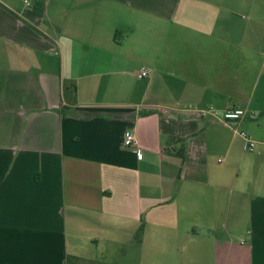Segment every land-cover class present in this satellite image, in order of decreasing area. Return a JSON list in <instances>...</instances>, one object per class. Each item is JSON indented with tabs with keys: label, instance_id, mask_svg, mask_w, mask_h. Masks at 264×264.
Returning a JSON list of instances; mask_svg holds the SVG:
<instances>
[{
	"label": "crops",
	"instance_id": "obj_1",
	"mask_svg": "<svg viewBox=\"0 0 264 264\" xmlns=\"http://www.w3.org/2000/svg\"><path fill=\"white\" fill-rule=\"evenodd\" d=\"M209 107L264 112V0H0V264H264V123Z\"/></svg>",
	"mask_w": 264,
	"mask_h": 264
},
{
	"label": "built area",
	"instance_id": "obj_2",
	"mask_svg": "<svg viewBox=\"0 0 264 264\" xmlns=\"http://www.w3.org/2000/svg\"><path fill=\"white\" fill-rule=\"evenodd\" d=\"M26 4L27 0H23ZM152 70L148 67H141L138 71L139 79H146L150 76ZM198 117L209 118L212 121L221 124L224 127L231 129L235 134H237L242 140V149L245 152H253L255 150L256 142L249 138L244 132L238 131V125L245 119L246 113L240 108H231L225 111H219L218 109L209 107L204 110L198 111ZM135 146V137L129 131L123 134L121 140V148L131 149ZM137 155L141 158V152L137 151Z\"/></svg>",
	"mask_w": 264,
	"mask_h": 264
},
{
	"label": "rangeland",
	"instance_id": "obj_3",
	"mask_svg": "<svg viewBox=\"0 0 264 264\" xmlns=\"http://www.w3.org/2000/svg\"><path fill=\"white\" fill-rule=\"evenodd\" d=\"M248 117H250V115H247V121H245L244 125L246 124V126L240 127V125H238V131L239 132H244L247 135V128L250 127V129L255 128V130H257V126H259L260 124L264 123V118L259 117L258 123L251 121V119H249ZM260 122V123H259ZM254 141V140H253ZM255 142V141H254ZM258 146L257 144L255 145V151L257 150ZM126 252L124 250H120V249H109V248H105V247H98L97 250L92 251V259H95L96 257H102L103 261L106 263H114L116 262V264H125L124 260Z\"/></svg>",
	"mask_w": 264,
	"mask_h": 264
},
{
	"label": "trees",
	"instance_id": "obj_4",
	"mask_svg": "<svg viewBox=\"0 0 264 264\" xmlns=\"http://www.w3.org/2000/svg\"><path fill=\"white\" fill-rule=\"evenodd\" d=\"M259 117L264 118V112L259 114ZM142 232H143V227L142 225L138 228V230L136 231L135 235H134V242L136 244H140L141 241V237H142ZM67 264H82L80 262H78V260L73 259V258H69L67 260ZM94 264V263H92Z\"/></svg>",
	"mask_w": 264,
	"mask_h": 264
}]
</instances>
